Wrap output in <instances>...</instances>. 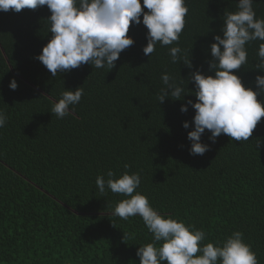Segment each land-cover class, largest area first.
<instances>
[{"label": "trees", "instance_id": "1", "mask_svg": "<svg viewBox=\"0 0 264 264\" xmlns=\"http://www.w3.org/2000/svg\"><path fill=\"white\" fill-rule=\"evenodd\" d=\"M186 3L180 46L192 48L193 68L172 64L159 45L145 56L141 23L130 26L135 43L112 70L83 64L56 77L34 58L52 36L47 6L0 11V109L7 116L0 128V264H139L136 250L151 234L141 217L113 215L125 197L111 191L102 197L95 184L109 169L123 173L125 164L140 172L137 191L162 214L202 227L204 243L242 231L264 264V117L249 141L221 134L213 142L206 129L201 142L209 150L192 155L187 133L195 110L180 108L196 101L194 82L183 100L157 101L164 71L178 79L179 70L184 78L208 71L209 45L222 35L225 9L235 10L238 0ZM253 8L264 18V0ZM259 43L248 45V63L238 73L253 87L255 76L264 75L254 68ZM13 78L16 90L9 88ZM80 86L84 95L69 115L51 113L64 89Z\"/></svg>", "mask_w": 264, "mask_h": 264}, {"label": "clouds", "instance_id": "2", "mask_svg": "<svg viewBox=\"0 0 264 264\" xmlns=\"http://www.w3.org/2000/svg\"><path fill=\"white\" fill-rule=\"evenodd\" d=\"M253 4L254 0H238L235 10L225 9L222 35H214V42L209 45L211 59L207 61V72L197 69L184 78L179 70V79L168 71L161 74L159 103L166 97L183 100L188 83L194 82L196 101L188 100L180 108L182 113L188 111V105L195 110L194 130L187 133L192 155H203L209 150V145L201 142L206 129L213 142L221 134L238 142L249 141L264 117V75L255 76L253 87L245 85L238 74L248 63V45L254 41L261 42L254 68L264 71V18H257ZM43 6L51 13L47 22L52 36L34 58L52 77L83 64L112 70L120 54L135 43L128 34L130 26L141 23L147 28L145 56L151 57L159 45L167 48L172 64L183 63L193 68L192 48L189 51L180 46L189 12L186 0H142V3L141 0H0L2 12L19 13ZM17 87L13 78L9 88ZM83 95L82 86L74 91L64 89L58 102L52 105L51 113L63 119L70 114V106L78 104ZM6 122L7 116L0 109V128ZM183 127L188 129L189 122L185 121ZM129 167L125 164V171L119 175L109 169L107 179L97 175L95 184L102 197L108 191L125 197L114 205L113 215L125 221L139 216L151 234V242L139 245L136 250L139 264H259L242 231L204 243L208 234L202 227L187 224L178 216L162 214L145 194L137 191L141 174L130 173Z\"/></svg>", "mask_w": 264, "mask_h": 264}]
</instances>
